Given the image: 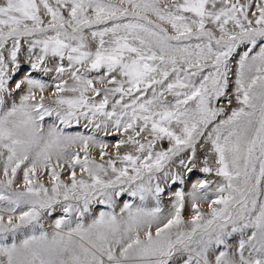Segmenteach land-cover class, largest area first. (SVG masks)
<instances>
[{
	"label": "snow or ice",
	"instance_id": "1",
	"mask_svg": "<svg viewBox=\"0 0 264 264\" xmlns=\"http://www.w3.org/2000/svg\"><path fill=\"white\" fill-rule=\"evenodd\" d=\"M0 264H264V0H0Z\"/></svg>",
	"mask_w": 264,
	"mask_h": 264
},
{
	"label": "rangeland",
	"instance_id": "2",
	"mask_svg": "<svg viewBox=\"0 0 264 264\" xmlns=\"http://www.w3.org/2000/svg\"><path fill=\"white\" fill-rule=\"evenodd\" d=\"M47 95V93H46ZM46 122H50V120L48 118H46ZM67 132L69 133H82V134H85V135H96L97 139H103L105 141H108L110 143L112 142H115L117 139H119L120 137L117 136V135H108V136H105L103 132H95L94 130H91V129H85L82 124L81 125H76V124H73L72 127L66 129ZM81 155H83V153H81ZM93 155H96L95 151L93 152ZM97 159H98V156H97ZM79 175V173H78ZM200 173H196L195 175L192 176V181L191 182H195V180L197 179V176H199ZM188 188H190V183L187 185ZM205 210H206V207H205Z\"/></svg>",
	"mask_w": 264,
	"mask_h": 264
}]
</instances>
